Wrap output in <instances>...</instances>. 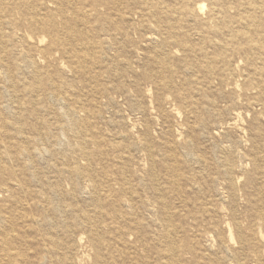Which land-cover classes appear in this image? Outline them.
<instances>
[{
	"label": "rangeland",
	"instance_id": "rangeland-1",
	"mask_svg": "<svg viewBox=\"0 0 264 264\" xmlns=\"http://www.w3.org/2000/svg\"><path fill=\"white\" fill-rule=\"evenodd\" d=\"M263 1L75 0L55 20L59 30L107 42L89 62L71 70L55 51L37 63L34 85V69L8 56L0 89L16 92L1 98L11 112L1 121L15 117L21 133L0 126V147L31 146V160L13 169L27 183L20 180L16 214L28 197L29 215L48 224L13 235L23 264L59 239L76 264H164L168 256L169 264H264V12L249 19L246 9ZM8 2L9 19L16 2ZM1 31L7 51L40 56L18 38L33 34L26 26ZM56 185L59 195L39 193Z\"/></svg>",
	"mask_w": 264,
	"mask_h": 264
},
{
	"label": "bare ground",
	"instance_id": "bare-ground-1",
	"mask_svg": "<svg viewBox=\"0 0 264 264\" xmlns=\"http://www.w3.org/2000/svg\"><path fill=\"white\" fill-rule=\"evenodd\" d=\"M7 2L8 0H0V18L2 16H3L2 18H4V23L0 22V68L4 69L6 65V59L8 58V56H10L12 53H15L19 57L20 61H22L23 64L34 69V73L32 75V78L34 79V85H37L36 80L40 74L37 69V63H39L41 59L45 61H49V59L53 56V52L55 51L61 52V55L63 57H66V59L71 61V67H70L71 70H76L81 64L89 62L87 53L90 52L91 54V52H95L101 46L107 45V42L105 40H101L97 44L95 42H92L91 40H88L87 37H85L82 33L76 32L70 28H66L64 31H63V28L60 30L57 28L58 21L57 19L55 20V18L57 15L61 13L60 6L61 5L72 6L75 0H16V1L14 0V2L16 3L12 4L8 10L9 19L4 17L6 8L10 6L9 2L8 3ZM248 4L249 5H247L246 9H248V11L250 12L249 15L247 16L249 19L252 17H255L256 14L258 13L264 12V1L262 3L253 2V3H248ZM5 5L7 6L3 8V6ZM138 6H142V5H138ZM203 9H204V5L202 4H199L196 7V11L198 13H201ZM41 10H44V11L46 10V12L44 14H41L40 13ZM15 12L20 13L21 21L17 20L16 18H12V14ZM184 12L186 14L188 13V11L186 10ZM210 13L215 18L218 17V13L215 12L214 10L210 11ZM83 15H88V12H84ZM18 25L26 26L28 28V31L33 33V34H30V33L26 34L25 32H23L22 34H18V38L22 40L23 45L27 49L40 48L36 50L37 55H40L37 59L30 57V56L28 57L26 56L24 52L21 53L18 50L15 51L14 49H11L7 51V43L3 39L4 35L1 31V27L6 26L10 28H16ZM11 36L14 37L15 33H12ZM13 37L11 38V41L13 40ZM45 37H47L48 39L47 46L40 47L42 46V42L44 41ZM23 40H25L26 42H23ZM2 53H4L5 55H2ZM162 54L163 53H158L156 57L157 61L161 62L164 60V56H162ZM12 70L13 72L10 71V68H9L6 71V73L9 74V77L11 80L14 78V74L16 72L15 68H13ZM1 73L3 74L2 76H4L3 71ZM30 86L31 85L27 83L24 94L30 95L31 93L29 91ZM59 86H60V89H59ZM59 86H58V89L57 88L55 89L57 93H61L63 89L62 85H59ZM4 88H8V91L4 89H0V100L1 98H3L5 93H6V97H9V98L15 97L16 91H15L14 85L10 86L9 84V86L4 87ZM5 111L10 112V108L5 105L1 106L0 107V122H1L0 126L2 128H11V130H13L17 134L21 133L20 126L16 124V120L14 119L15 117L12 116L13 120L9 122L1 121V118H2L1 116H3V113H5ZM73 112L75 115L76 111L73 110ZM25 139L27 141H30V138H25ZM29 146L30 145H14L13 147L11 145H4L2 148L0 147V264H2V262H5L6 264H23L24 263L23 258L24 260L28 259L27 255L21 253L19 249L17 248L16 244L13 243L16 241L15 239L16 236H13L14 234L18 233L19 235H24L25 232H23L22 229L31 228L33 227V225L40 226V227L48 226L47 218L45 216L39 215L38 219H35L29 215L27 210L31 207V204L29 203L27 196H26L27 200L25 201V206L22 207L23 213L22 214L19 213L18 215L16 214L18 206L19 204H21L18 194L20 192H23V187H22V183L20 182V180H22L24 185H26L27 183L23 178L21 179L18 178L17 174L15 173V170L13 169L16 165L20 167V162L22 159L31 160L32 148L31 146L29 148ZM226 148L228 149V147ZM57 187H58L57 185H56V188H49L45 186L43 188H40L39 193L43 195H47V194L48 195L50 194L59 195L61 192L60 190L57 189ZM19 188H20V191L17 190ZM27 191L31 195L30 199H32V197L37 196L33 192L29 191L28 189ZM27 191L25 192V195ZM45 200L48 201L49 198ZM124 206L130 209H133L129 200L125 201ZM59 210H60V207L54 206L52 203V216L53 217H56V214ZM89 226L93 227L91 228V231H90L91 233H89V243H91V245L95 247L96 250H98L100 247L98 246L100 242L96 245V243L98 242V237H97L96 229H94L95 225L89 223ZM258 236H259V239L264 242V236L261 235L260 233H258ZM43 239H45L44 236H43ZM136 239H138V241L143 240V238L139 236H135L134 240ZM253 239H254V235L251 234L250 240H253ZM59 242L60 243L57 242L55 243V245H53L52 241L48 240V245H44L40 258L38 259L36 258L37 261L35 260L34 264H45V262H47L48 259L50 260L48 262H51V263L55 261L57 264H64V262L66 261L67 264H76L77 260L73 257V255H71L68 252L70 250L72 252L73 248L70 246L68 247L67 245H69V243H67L66 241H62V240L60 241L59 239ZM238 242L242 244L246 241H244L242 237H240L239 235ZM220 244H221L220 246H221L222 251H225L226 253L231 251L229 246L225 245V243L221 242ZM18 247L22 250L21 246H18ZM60 249L62 250V252ZM160 258L162 260L165 259L161 255V253H160ZM169 263L170 261H169V256H168L165 259L164 264H169ZM27 264H31L29 260Z\"/></svg>",
	"mask_w": 264,
	"mask_h": 264
}]
</instances>
